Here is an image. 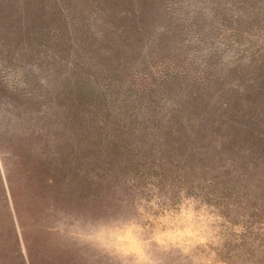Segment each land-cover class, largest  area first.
Instances as JSON below:
<instances>
[{
	"label": "rangeland",
	"instance_id": "374dc122",
	"mask_svg": "<svg viewBox=\"0 0 264 264\" xmlns=\"http://www.w3.org/2000/svg\"><path fill=\"white\" fill-rule=\"evenodd\" d=\"M0 175L6 264H264V0H0Z\"/></svg>",
	"mask_w": 264,
	"mask_h": 264
},
{
	"label": "crops",
	"instance_id": "0c3cea01",
	"mask_svg": "<svg viewBox=\"0 0 264 264\" xmlns=\"http://www.w3.org/2000/svg\"><path fill=\"white\" fill-rule=\"evenodd\" d=\"M0 183H1V185H2V188H1V186H0V198L2 199V200H4V205H8V207L10 206V201H9V197H8V193H7V191H6V188H5V186H4V180H3V178L1 177V175H0ZM16 233V232H15ZM16 236H17V233H16ZM5 251H4V249H3V247H2V245L0 246V264H6V263H4V261H3V256H5V253H4ZM19 252H20V256H21V258L19 257V259H20V263H18V264H26V261H25V254L23 253V251H22V249L19 247Z\"/></svg>",
	"mask_w": 264,
	"mask_h": 264
}]
</instances>
